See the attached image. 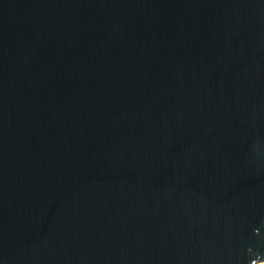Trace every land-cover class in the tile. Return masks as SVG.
I'll use <instances>...</instances> for the list:
<instances>
[{"label":"water","instance_id":"water-1","mask_svg":"<svg viewBox=\"0 0 264 264\" xmlns=\"http://www.w3.org/2000/svg\"><path fill=\"white\" fill-rule=\"evenodd\" d=\"M0 264H264V0H0Z\"/></svg>","mask_w":264,"mask_h":264}]
</instances>
